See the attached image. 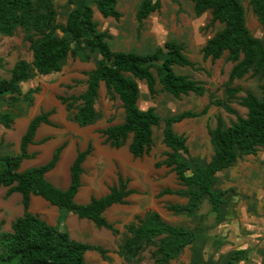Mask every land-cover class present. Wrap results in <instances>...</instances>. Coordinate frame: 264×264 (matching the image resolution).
Masks as SVG:
<instances>
[{
	"label": "trees",
	"instance_id": "obj_1",
	"mask_svg": "<svg viewBox=\"0 0 264 264\" xmlns=\"http://www.w3.org/2000/svg\"><path fill=\"white\" fill-rule=\"evenodd\" d=\"M194 12L201 16L211 13V24L220 23L222 28L210 37L202 49L203 58L216 61L226 53L233 63L225 83L227 99L213 98L199 112L185 110L165 120L163 141L169 148L167 157L157 161V167H171L183 188H166L164 194L186 197L187 203H170L168 210L174 213H193L206 197L213 209L225 202L224 191L216 189V174L230 167L240 156L255 154L264 146V83L260 85L261 95L246 91L240 104L247 109L245 116L239 115L230 102L237 98L241 88L235 84L247 74L264 79V40L254 36L248 25L246 10L241 0H190ZM103 17L120 20L122 12L118 0H92ZM74 5L64 23L58 21L54 0H0V34L14 35L18 29L25 33L32 50V60L18 59L10 76H0V101L8 98L10 103L25 102L32 105L39 86L22 91L21 84L37 75L58 73L69 57L90 59V53L101 57L95 68L87 72V87L79 95L60 96L72 118L81 126L96 123L101 112L96 108L101 83L105 84L110 98L118 97L124 111V120L101 130L105 142L119 148L129 142L134 157L149 153L154 144V127L162 118L155 107L141 109L139 81H144L149 92L157 93V84L175 97L195 94L205 95L206 85L192 77L175 71V66L196 68V63L185 55V46L175 40H168L153 53L138 54L114 50L108 42L110 34L101 31L94 19V8L87 0H68ZM250 5L259 23L264 27V0H250ZM162 7L161 0H142L136 12L137 21L142 24L152 13ZM165 54V55H164ZM164 56V57H163ZM160 62V63H159ZM156 68L157 75L153 69ZM212 96V95H211ZM80 102V104H78ZM211 105L224 108L236 115L226 125L221 115L216 126L209 128L214 154L209 163L199 165L191 162L187 139L175 131L173 125L187 118L198 117L208 112ZM54 110H42L29 122L21 137L18 155L0 154V187H8L6 196L14 192L22 195L23 214L11 223V230L4 231L0 224V264H88L86 254L98 252L109 259V250L100 245L80 241L67 231L59 230L38 214L30 211L32 195H40L60 209L76 214L79 218L91 220L97 227L114 233L119 230L105 216L114 204H126L134 193L129 188V179L119 174L118 181L110 187L108 194L92 196L89 203L80 204L75 197L82 186L83 164L93 147L89 144L84 151H78L70 167V183L62 189L46 178L60 159L66 142L56 147L51 158L44 164L20 170L25 159L33 158L36 152H29L41 124H52L50 115ZM15 116L12 112H0V124L12 128ZM49 137L44 138L45 142ZM4 137L0 145L4 144ZM128 236L120 244L118 253L128 261L140 260L142 252L154 247L152 256L157 264H171L188 246L197 239V232L191 228L168 222L157 210L136 215L135 221L125 225ZM245 251L237 250L229 264H236ZM193 264H199L194 262Z\"/></svg>",
	"mask_w": 264,
	"mask_h": 264
},
{
	"label": "rangeland",
	"instance_id": "obj_2",
	"mask_svg": "<svg viewBox=\"0 0 264 264\" xmlns=\"http://www.w3.org/2000/svg\"><path fill=\"white\" fill-rule=\"evenodd\" d=\"M54 1L58 11V21L64 23L74 5H70L68 0ZM87 1L94 8V19L98 23L99 30L106 31L111 35L108 38V42L114 50L150 54L158 47L164 48V43L168 40L183 43L185 55L196 63V68L175 66V71L202 81L208 89L207 93L202 96L189 94L175 97L164 90L161 83L158 82L157 93L152 95L146 83L139 81L141 90L139 107L143 110L155 107L162 121L159 126L154 127V144L150 152L141 158H131V164L136 165V168L131 171V176L133 179L132 185L137 190V193L130 196L128 204L115 205L106 213L108 220L115 223V227L119 230L118 233L97 228L91 220L77 218L76 215L67 210H55L51 213V221L57 225L59 230L69 232L74 239L101 244L109 250V259L103 258L97 252L87 253L88 264H157L152 256L154 247L146 248L142 252L140 260L128 261L118 253L120 244L129 234L125 225L135 221V215L143 216L147 211L156 209L165 220L172 224L182 225L191 229L196 227L198 217L195 214L187 212L174 213L168 210L167 207L170 203L186 202L188 199L176 194L161 195V192L166 188L179 189L183 188V186L176 172L171 167H157L155 163L165 159L167 157L166 153L169 151L163 141L165 120L185 110L199 112L210 102L212 97L226 100L224 85L229 78L233 63L228 60L227 53L216 61L211 58L206 60L203 58L202 49L204 45L210 37L222 28V24H211L210 11L197 16L194 12V5L190 0H161V9L152 13L142 24L136 19V12L142 0H118L117 7L122 12L120 20L112 17H103L92 0ZM241 1L246 10L247 25L251 33L264 40V27L259 23L250 5V0ZM24 36L25 33L22 29H18L12 36L0 34V76L9 77L11 69L18 59L32 60L30 43ZM100 57L96 52L90 53L88 61L69 57L61 72L46 76L37 75L28 82L23 83L21 85L23 92L37 85H41L42 90L36 94L34 106L28 107L25 102L19 103V121H16L15 128L7 129L8 132H6L5 137L11 139V142L6 141V144L0 145V154L4 156L18 153V140L22 136L24 127L35 112L57 108L60 104V96L79 95L82 93L87 85V72L95 68L96 62ZM153 71L157 75L156 68ZM262 83H264V79L260 80L259 77L253 76L251 73L235 82L241 88V92L230 104L237 110L239 115L245 116L247 113V109L240 104V100L245 96L246 91H252L260 96V85ZM104 87L102 86L100 90V97L96 104L97 109L102 114L98 122L100 127L120 123L124 116L120 99L118 97L110 98ZM10 105L8 98L2 99L0 101V112L7 109L8 106L10 107ZM59 109H57V112ZM73 113L74 111H67L69 119L72 118ZM218 115L223 117L226 125H230L231 121L236 119L235 114L227 112L222 107L211 105L206 114L188 118L173 125L177 133L186 137L189 147V154L186 157L191 159L192 163L203 165L212 158L214 147L211 142L209 128L216 126ZM55 119L57 122L60 121L58 117ZM2 130L5 131L0 125V138ZM57 143V139L53 138L44 145L45 147L42 146L41 152L36 158L38 160L37 165L49 160ZM258 150L259 155L251 157L252 161H254L251 163V168H253L252 175L256 177V181H254L256 187L264 185V183L260 184V181L264 180V161H260V158L264 157V146ZM72 151V148L67 150L60 169L69 168L70 165L67 159L71 157ZM244 156L246 155L240 156V159ZM29 162L31 161L27 160V163ZM26 166L30 168V165ZM258 178L259 180H257ZM6 190V187H0V224L2 230L9 231L11 230L12 221L19 217L23 210L21 194L17 192L13 196L7 197ZM50 207L56 206L50 204ZM56 209L58 208L56 207ZM39 215L44 217L41 212ZM201 235L198 243L185 248L171 264H193L194 262L207 264L201 255L204 253L205 257L207 252L205 246L202 248V239L205 238V234L202 233ZM260 253L261 250H259ZM259 254L255 253L251 260L253 262H256L257 259L260 260ZM261 257L264 264V256L261 255ZM222 258H220L221 262ZM226 264H229V262Z\"/></svg>",
	"mask_w": 264,
	"mask_h": 264
},
{
	"label": "crops",
	"instance_id": "obj_3",
	"mask_svg": "<svg viewBox=\"0 0 264 264\" xmlns=\"http://www.w3.org/2000/svg\"><path fill=\"white\" fill-rule=\"evenodd\" d=\"M42 76H46V75H42ZM37 86L41 88V85H37ZM102 86H105V84L101 83L99 89V97ZM104 88L106 89V87ZM35 101H36V95L33 104L27 106L28 107L34 106ZM19 103H20L19 101L15 103H11L10 107L8 106L7 109L2 111V112H12L14 114L15 121L12 128L13 127L15 128L16 121H19ZM58 108L60 109L57 112ZM51 109L54 110V113L50 115V120L52 124L43 123L38 128L34 139V143L29 145V152L30 153L36 152L37 154L33 158L23 160L20 167L21 171L25 170V168L28 169L27 167L29 166L26 165H30V168L35 167L33 165L39 166L37 165L38 160L36 158L41 152L42 146L45 147L44 145H46L53 138H56L58 141L56 147L66 142V146L64 147L61 153L57 166L46 174V178L48 180H50L56 186L62 189H66L70 183V167L73 161L75 160L78 151L86 150L89 144H91L93 150L87 156V159L83 164L84 172L82 174V186L75 197L76 202L80 201L83 202L80 204H86L90 202L92 196L101 197L108 194L110 191V187L118 181L119 174H122L125 178H128L130 180L129 188L134 190V193H132L130 196L137 193V190L132 185L133 179L131 176V171L134 170V168H136V165L134 166V164H131V158H141V157H134L133 154L130 152L129 150L130 141L127 142L125 145H123V148L122 146L119 148L112 147L109 143L105 142V137L101 133V130L106 128L107 126L100 127L98 125L100 119L94 124L81 126L73 118L69 119L66 105L63 104L61 101L59 106H57V108H51ZM51 109H47L44 111H49ZM41 111L35 112L32 118L35 115L39 114ZM15 114L17 115V117ZM57 117L60 120L58 122L55 119ZM123 120H124V116H123ZM29 122L24 127L22 131L23 132L22 136L25 133ZM2 127L4 128L5 131L3 130L1 131V138L4 137L5 144L7 143L6 141L11 142L10 141L11 139L9 138L7 139L5 137L6 132H8L7 129H11V128H6L3 125ZM61 134L63 137L61 136ZM21 137L18 140L19 144ZM46 137H49V139L46 140L45 142H41ZM71 148L73 149L71 157L67 159L68 164L70 165L69 168L60 169V165L64 162L65 153L67 152V150ZM19 152L20 151H18V153L15 155H18ZM52 153L50 155V158L52 156ZM258 155H259V150L255 154H248L241 159L239 158L230 167L225 168L216 174V185H215L216 189L219 191H224L226 193L225 195L226 199L224 203H222L215 210L213 209L210 200L205 197L202 200L199 208L193 212V214H195V216L198 217V224L196 225L195 228H193V230L197 232V239L193 242V244L195 245L196 243L199 242L202 233L205 234V238L202 239V248L203 246H205L207 252L205 253V257H204V253L201 255H202V259H204L207 264H221V263L226 264L227 262H229L231 256L237 250L245 251V253L243 254V258L240 261H237L239 264H263L262 262L263 259L261 255L264 256V185L256 187V185L254 184V181H256V177L252 175L253 168H251V163L254 162L252 161L253 159H251V157ZM211 159L209 160V162L211 161ZM27 160L31 162L27 163ZM260 161H264V157H261ZM257 180H259V178ZM262 181H260V184L264 183V180ZM6 188L8 190V187ZM13 194H11L9 197L13 196ZM130 196L127 198L128 203L130 201ZM21 199H22V195H21ZM45 200L46 199L44 197L33 194L31 197L30 211L38 215L41 212L44 215V217L47 218V220L46 218L41 217L39 215L41 218L45 219L47 222L57 227V225L53 223V221H51V213L52 211L55 210L61 211L62 209H60L56 205L54 206H56L58 209H56V207H50L51 203L48 200L46 201ZM181 203L185 204L187 203V201ZM115 205H124V204H114L113 206ZM107 211L105 212L106 217H107L106 215ZM72 214L76 215L74 213ZM77 218L79 217L77 216ZM112 223L115 224L114 222ZM102 229H106V228H102ZM259 250H261L260 254H259ZM89 252H96V251H89ZM255 253L259 254L260 260L257 259L256 262H253L251 259ZM221 257H223L222 262L220 260ZM237 262L236 264H238Z\"/></svg>",
	"mask_w": 264,
	"mask_h": 264
}]
</instances>
